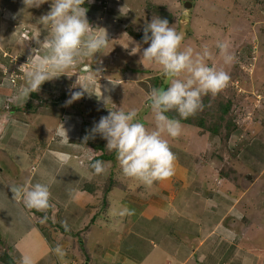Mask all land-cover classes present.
<instances>
[{"label":"rangeland","instance_id":"rangeland-1","mask_svg":"<svg viewBox=\"0 0 264 264\" xmlns=\"http://www.w3.org/2000/svg\"><path fill=\"white\" fill-rule=\"evenodd\" d=\"M185 1L85 0L93 34H102L95 29L109 25L117 34L107 33L109 42L100 53L82 57L64 75L19 99L31 67L26 65L31 50L46 51L42 43L50 38V26L40 18L50 11L51 0L39 7L25 5L24 0H0V124L5 122L0 130V256L11 257L14 264H23L25 258L31 264H99L101 250L115 236L133 247L132 241L142 235L165 233L164 218L157 222L145 214L135 215L132 207L142 211L144 198L158 196L169 204L172 192L178 202L197 199L198 192L204 199L210 197L208 206L218 205L215 212L204 215L202 243L196 238L193 246L202 260L247 264L249 258L248 264H264V0H189L191 7ZM153 17L170 18L169 25L184 34L183 46L196 52L207 47L212 56L206 62L231 77L226 89L203 98L204 108L197 113L215 122L217 114L210 116L208 111L229 104L225 121L234 127L228 137L224 121L218 135L181 123L179 138L165 137L176 165L194 173L193 182L183 188L176 177L151 187L127 178L100 135L87 143L83 139L98 122L99 111L107 116L109 110L135 108L138 119L149 129L154 127L147 93L155 77L166 86L170 81L159 67L141 59L148 45L134 35L143 34ZM217 42L230 45L233 64L223 63ZM85 65L93 66V83L101 80L99 71L122 83L106 94L101 86L95 91L96 83L88 85L87 72L81 71ZM15 71L25 77L12 85L8 79ZM72 92L83 95L66 104ZM98 143L104 145L103 152ZM99 154L108 160L96 159ZM94 160L111 161L106 174L94 173L89 166ZM35 183L50 188L52 206L45 212L27 209L22 200L13 198L12 187ZM145 206L151 214L149 203ZM176 220L187 231L184 219L176 216ZM0 264L6 263L0 260Z\"/></svg>","mask_w":264,"mask_h":264},{"label":"clouds","instance_id":"clouds-1","mask_svg":"<svg viewBox=\"0 0 264 264\" xmlns=\"http://www.w3.org/2000/svg\"><path fill=\"white\" fill-rule=\"evenodd\" d=\"M48 0H24V4L39 7ZM85 0H51L50 11L40 21L50 26V38L43 45L46 51L33 48L26 65H30L26 83L18 92L19 99L29 98L41 86L54 78L64 75L82 57H93L108 44L107 33L93 34L83 5ZM184 34L170 26L167 19L153 17L143 28V49L141 59L161 69L170 81L168 86L152 87L147 93L154 127L149 129L138 119V110L110 111L86 135L84 143L97 134L106 141V149L115 152L123 176L137 180L146 187L158 181H165L175 174L177 157L171 150L169 140L182 134L181 119L195 116L204 108L203 98L215 97L227 88L231 77L223 68L209 65L206 60L212 53L205 47L196 52L190 46H183ZM216 48L225 65L235 62L229 51L230 45L217 42ZM91 70V65L87 66ZM83 92H88L81 86ZM83 92H72L66 104L81 98ZM176 112L180 119L170 118L167 113ZM90 150V149H89ZM91 151V150H90ZM91 169L97 175L106 174L111 161L94 160ZM13 198L22 200L27 209L47 211L51 205V191L47 184L35 183L11 188ZM57 252H61L58 247ZM23 264H31L25 258Z\"/></svg>","mask_w":264,"mask_h":264},{"label":"crops","instance_id":"crops-1","mask_svg":"<svg viewBox=\"0 0 264 264\" xmlns=\"http://www.w3.org/2000/svg\"><path fill=\"white\" fill-rule=\"evenodd\" d=\"M106 33L116 35V31L114 27L104 28ZM111 32V33H110ZM27 34V32H26ZM25 35V34H24ZM26 36V35H25ZM114 58V57H113ZM93 65V64H92ZM88 65H85L87 67ZM84 68V67H83ZM91 70L93 66H91ZM103 70V69H102ZM82 73H86L85 76L88 79L86 82L88 85H93L94 83L96 88L94 87L95 91H97V87L101 86L104 89V94L107 93V90L115 88L117 84L122 83L121 80L111 78H106L104 72L99 71L98 82H92L91 79L95 78L91 76L94 75V72H89L87 69H82ZM85 71V72H84ZM91 77V79H90ZM98 79V78H97ZM95 81V80H94ZM102 94V95H104ZM99 93L95 95V97L90 101L93 102L98 97ZM2 101L0 100V104ZM93 104L92 107H95ZM84 108V107H83ZM91 110L92 108L89 107ZM112 111V110H111ZM98 119L99 122L100 118L103 116V112L99 111ZM5 122H1L0 130L4 127ZM2 170V169H0ZM181 172V174H180ZM175 175V176H174ZM171 178H181V181H178L179 187H187L190 182H193L195 179L194 173H190L189 170H185L181 166H175V174ZM180 175V176H178ZM185 180L182 182V180ZM168 180V179H167ZM164 181H159L158 183H163ZM187 191V189H186ZM166 192V191H164ZM197 199L189 197L184 202L175 201L176 197L174 192L169 195V204H166L162 197L161 199L158 196H151L149 199L144 198L143 206L145 207L142 211H139L137 208H133V211L136 216H140L141 214H145L146 219H157V222L164 218V228H167L165 233L160 236L156 237L154 233H149L150 235H142L136 238V241H132L134 243L133 247L129 246V243H126L127 240L118 238L115 236L113 240H109L104 245V250L102 251V259L98 261L99 264H155L158 262V259L161 258L163 260V264H206L203 259V255H200L199 252L196 253L193 246L195 245L196 238H198V242L200 241V245L202 243V226L204 222V218L209 211L212 210L215 212L217 210L218 205H214L212 202L210 206L206 204V201L211 200L210 197L207 199L202 198V196L198 193ZM173 196V201L171 202V197ZM149 203V209H152V213L148 214L146 212L147 207L145 206ZM209 214V213H208ZM210 215V214H209ZM176 216L184 219V223L187 226V231L180 229L181 224L178 223L176 220ZM103 221V220H100ZM104 222V221H103ZM175 230L180 232L182 235H176ZM146 232V231H144ZM118 234V232H116ZM181 236V238H179ZM187 237V239H184ZM242 239V238H241ZM190 242V243H189ZM186 245H189L186 247ZM248 252H250L247 249ZM213 255L214 253H209ZM237 254V251L234 252ZM238 256V255H237ZM206 258V256H205ZM245 263H249L250 259L247 258L244 261ZM75 264V263H73Z\"/></svg>","mask_w":264,"mask_h":264},{"label":"trees","instance_id":"trees-1","mask_svg":"<svg viewBox=\"0 0 264 264\" xmlns=\"http://www.w3.org/2000/svg\"><path fill=\"white\" fill-rule=\"evenodd\" d=\"M187 1H189V0H187ZM187 1H185V2H187ZM169 21H170V18L168 19V22ZM134 35L143 41V34L136 33ZM158 78L159 77H155L153 79L154 80L153 87H159L160 85H164L166 88L167 86L162 81H159ZM63 96L64 95H62V97ZM219 105H220V107L218 108V110L216 109L215 111H212V110L208 111V115H210V116L217 114V118H216L217 121H215V122H209L206 117H202L199 114H196L195 116L190 117L188 119H181V123L187 124L189 126L196 125L199 128H202V129L209 131L214 136V135L219 134V127H220L219 125L224 121L225 122L224 127L226 130V137H228L232 131V128L234 127L233 123L230 120L225 121L226 120L225 116L228 114V111H229V104L226 105L224 103H220ZM167 115L170 118L180 119V117L178 116V114L176 112H169V113H167ZM96 146H98L102 150L101 152L104 151V149H103L104 145L102 143H98ZM98 157H100V158L103 157L105 160H108V156L105 157L103 154L102 155L99 154L95 158L98 159ZM109 190L110 189H108V191ZM87 229H89V228H87ZM87 229H86V231H87ZM0 260H1V262H4L6 264H14L13 259L11 257H8L5 254L0 256Z\"/></svg>","mask_w":264,"mask_h":264},{"label":"built area","instance_id":"built-area-1","mask_svg":"<svg viewBox=\"0 0 264 264\" xmlns=\"http://www.w3.org/2000/svg\"><path fill=\"white\" fill-rule=\"evenodd\" d=\"M13 74V76H12ZM11 74V78L8 79V81L12 84V85H15V83L18 81V80H21L23 79L25 76H24V73H22V71H15Z\"/></svg>","mask_w":264,"mask_h":264},{"label":"water","instance_id":"water-1","mask_svg":"<svg viewBox=\"0 0 264 264\" xmlns=\"http://www.w3.org/2000/svg\"><path fill=\"white\" fill-rule=\"evenodd\" d=\"M191 5H192V3H191L190 1L185 2V6H186V7H191ZM83 69L85 70V69H87V67L84 66ZM159 87L165 88L164 85H160Z\"/></svg>","mask_w":264,"mask_h":264}]
</instances>
